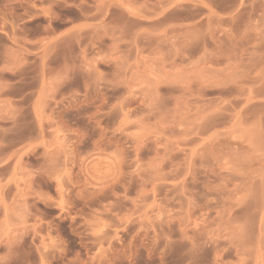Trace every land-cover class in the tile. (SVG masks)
Listing matches in <instances>:
<instances>
[{
  "label": "rangeland",
  "instance_id": "1",
  "mask_svg": "<svg viewBox=\"0 0 264 264\" xmlns=\"http://www.w3.org/2000/svg\"><path fill=\"white\" fill-rule=\"evenodd\" d=\"M0 264H264V0H0Z\"/></svg>",
  "mask_w": 264,
  "mask_h": 264
}]
</instances>
